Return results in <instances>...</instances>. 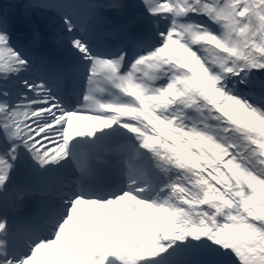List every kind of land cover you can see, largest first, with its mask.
Segmentation results:
<instances>
[{"label":"snow or ice","instance_id":"obj_1","mask_svg":"<svg viewBox=\"0 0 264 264\" xmlns=\"http://www.w3.org/2000/svg\"><path fill=\"white\" fill-rule=\"evenodd\" d=\"M0 264H264V0H0Z\"/></svg>","mask_w":264,"mask_h":264}]
</instances>
